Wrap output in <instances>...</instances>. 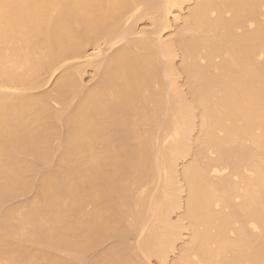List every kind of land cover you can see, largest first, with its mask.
<instances>
[{
	"label": "bare ground",
	"instance_id": "bare-ground-1",
	"mask_svg": "<svg viewBox=\"0 0 264 264\" xmlns=\"http://www.w3.org/2000/svg\"><path fill=\"white\" fill-rule=\"evenodd\" d=\"M136 230L89 264H264V0H0V264Z\"/></svg>",
	"mask_w": 264,
	"mask_h": 264
},
{
	"label": "rangeland",
	"instance_id": "rangeland-1",
	"mask_svg": "<svg viewBox=\"0 0 264 264\" xmlns=\"http://www.w3.org/2000/svg\"><path fill=\"white\" fill-rule=\"evenodd\" d=\"M187 11V8L185 9V11L184 12H186ZM145 15V14H144ZM150 16H147V15H145L144 17L142 16L141 18H139L137 21H136V23H134L133 25H135L136 27H135V29H136V31H138V32H146L147 34H148V32H152V31H154V29H155V27H156V25L153 23V21H152V18H150ZM135 22V21H134ZM173 24V25H172ZM178 23H176V22H171V27L169 28V29H167L165 32H164V35H165V37H169V36H172L174 33H175V31L177 30V25ZM154 25V26H153ZM127 26V25H126ZM151 27V28H150ZM143 28V29H142ZM141 29V30H140ZM169 30V31H168ZM171 30V31H170ZM145 34V33H144ZM147 34H145V35H147ZM136 34H134V36H135ZM138 36L140 35V34H137ZM136 35V37L138 38V36ZM133 35H132V37H134ZM141 36V35H140ZM135 38V37H134ZM103 41H105V40H100L99 42H101V45L100 46H102L101 48L103 49V51L105 50V52H104V54L106 55V54H111V52H113L116 48H117V46H115V48H111L110 49V47H109V49H108V45L109 44H107V43H104ZM103 43V44H102ZM100 44V43H99ZM118 46H120V44H118ZM94 47V46H93ZM93 47L90 45V47L88 46V53H90V52H92L93 51ZM112 50V51H111ZM180 61H181V58H180V56H178V58H176V60H175V63H176V65L178 66L179 65V63H180ZM75 62V61H74ZM72 60L71 61H69V63H74ZM87 65H85L84 66V68L86 67ZM65 67V66H64ZM64 67H62L61 69H59L54 75H55V77H54V75L53 76H45V79H44V81H43V84L42 85H39V86H37V88L35 87L34 89H32V90H25L24 92H28V93H30V94H33V95H38V96H46V95H48V94H51V95H54V99L55 98H57V97H55L56 95H58L56 92L57 91H55V87H56V80H57V78L62 74V72H63V70H64ZM88 68H89V70H88ZM85 72V73H84ZM94 74V75H93ZM98 79H99V75H98V73H96V71L94 70V67L93 66H87L86 67V69H85V71L83 70V72H82V74H81V81H82V84H84V86L86 87V88H90V87H93V85H95L96 83H97V81H98ZM84 80V81H83ZM84 82V83H83ZM184 82H185V80H184V76H181L180 78H179V84H181V86H183L184 87ZM53 83V84H52ZM84 87V88H85ZM23 92V91H22ZM80 96V95H79ZM78 96V97H79ZM71 97H75V96H71L70 95V98ZM76 97H77V95H76ZM74 98V99H72L71 98V100L72 101H70L69 100V102H70V104H68V106L69 105H71V106H73V105H75L76 103H78V100H79V98ZM54 99H52L51 100V104L56 108V109H64L65 107L64 106H66L67 104H65V105H63V104H60L58 101H56V99L54 100ZM60 107V108H59ZM67 107V106H66ZM71 108V107H70ZM62 112V111H61ZM62 121V120H61ZM60 122V121H59ZM59 122H56V125L58 126V124H59ZM58 123V124H57ZM63 126H64V124L62 123V124H59V127H58V129H59V132H60V129L62 130V129H64L65 128V126H64V128H63ZM63 131V130H62ZM64 131H65V129H64ZM63 131V132H64ZM60 133H62V132H60ZM57 139V138H56ZM54 139L55 140V143H54V140H53V143L54 144H56V142L58 143L57 145H59V139ZM53 144V145H54ZM59 147V146H58ZM58 147L57 146H55L54 148H57L58 149ZM55 151V157L53 158L54 159V163H56L55 162V158H58L57 156H56V154H58L57 152V150H54ZM57 151V152H56ZM57 160V159H56ZM39 176H37L36 177V179L38 178ZM35 179V181H37ZM39 179V178H38ZM32 188V187H31ZM35 188H34V186H33V189L30 191V192H28L27 194L25 193L24 195H21L20 197H18V199L16 200V202H19V201H26V200H28V199H30L31 197H33V195L36 193V190H34ZM176 215H174V217H175ZM139 233L137 232V230H136V232L135 231H131L130 233L128 232V234L126 233H124V235H119V234H112V233H110V234H108L107 236H105V239H103L100 243H99V245L98 246H96V247H94V248H92V249H90L88 252H87V254H86V256H85V264H89V262L91 261V259H92V257H94L95 256V254L97 253L98 254V252H102V251H104V250H106V249H108L109 247H111V246H113L114 244H117L118 242H122L123 240L125 241V243H126V241L127 242H129V244L130 245H133V244H131V243H134L135 241H136V239H137V235H138ZM119 240H121V241H119ZM123 241V242H124ZM124 243V244H125ZM180 241H179V245H180ZM128 243H126V245H127ZM176 256V253H170V255H169V258H168V260L169 261H165V262H160L158 259H157V257H152L151 258V260H150V264H170L169 262H171V260H173L174 259V257ZM156 259V260H155ZM171 259V260H170ZM90 260V261H89ZM88 261V262H87Z\"/></svg>",
	"mask_w": 264,
	"mask_h": 264
}]
</instances>
